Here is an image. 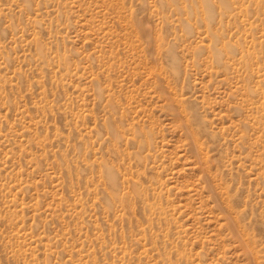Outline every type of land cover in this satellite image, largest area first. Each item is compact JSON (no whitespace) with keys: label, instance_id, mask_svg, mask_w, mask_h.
I'll use <instances>...</instances> for the list:
<instances>
[{"label":"rangeland","instance_id":"374dc122","mask_svg":"<svg viewBox=\"0 0 264 264\" xmlns=\"http://www.w3.org/2000/svg\"><path fill=\"white\" fill-rule=\"evenodd\" d=\"M0 264H264V0H0Z\"/></svg>","mask_w":264,"mask_h":264}]
</instances>
